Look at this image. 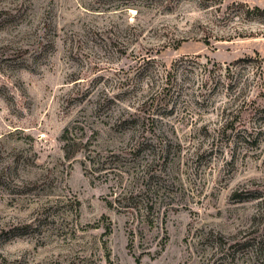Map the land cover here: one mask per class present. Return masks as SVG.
I'll use <instances>...</instances> for the list:
<instances>
[{"label": "rangeland", "instance_id": "obj_1", "mask_svg": "<svg viewBox=\"0 0 264 264\" xmlns=\"http://www.w3.org/2000/svg\"><path fill=\"white\" fill-rule=\"evenodd\" d=\"M1 9L0 264L264 262V244L257 262L249 246L264 239V0H0ZM186 57L230 70L214 72L223 83L209 104L196 103L209 93L196 64L193 76L177 74L175 111L155 126L171 144L164 172L148 179L144 152L116 158V187L113 175L86 173L80 155L64 158L61 136L75 121L102 130L101 147L122 141L111 126L120 106L107 97L138 96L135 112L147 80L120 94L143 67L163 77Z\"/></svg>", "mask_w": 264, "mask_h": 264}, {"label": "trees", "instance_id": "obj_2", "mask_svg": "<svg viewBox=\"0 0 264 264\" xmlns=\"http://www.w3.org/2000/svg\"><path fill=\"white\" fill-rule=\"evenodd\" d=\"M3 9L0 10V13L4 11ZM196 59L197 57H186L176 60L169 70L164 69L163 77L158 75V71H150L147 66H144V70L140 71L137 75V78L140 79L135 80L134 83L132 82V84H135L132 86V89L130 91H123L120 94L125 96L131 93V91H136V87L144 82L143 79L145 78L147 80L145 83L146 90L140 94L139 97L141 98V102L140 105H137L138 108L135 109V112H132V109L137 102L132 99L137 97L138 100V96L133 97L129 101H122L121 98L112 96L107 97L106 100L107 103L115 102V104L120 106V111H118L117 114L115 113L117 116H115L114 123L111 126H114L113 133L120 136L122 141L117 142V144H112L110 142L111 144L109 146L101 147L99 146V138H101L104 132L97 127L90 128L80 121H75L71 126L63 130L61 136V149L64 158L66 160H71L77 155H80L83 160L82 167L86 173L93 177L94 180L105 178V181L110 179L108 178L109 176L113 175L116 187L118 185H123L122 182L125 180L123 178V171L117 166H113L114 164L111 160L116 158L121 159L125 164L127 161L134 162L136 157L144 152L147 153L148 156H151L152 160L150 162H145L146 164L142 166V173L146 174L148 179H151L153 176L152 173H155L154 171L159 172L160 170H163L164 172L170 162L169 153L171 144L166 140V133L158 131L155 126L157 125V122L163 120V116L168 115L169 117L173 115V112L175 111L174 102L175 99L179 97V91L174 89L172 82H177V74L181 70L184 80L191 75L193 76L195 68H193L192 65L196 64L205 78L204 81L200 82L198 87L200 89L209 87L208 95L201 96V98L196 100V103L209 104L208 102L210 100L208 98L211 99L215 88L220 83H223L219 78H214V72L230 70L229 64L222 65L210 61L200 63L197 62L198 60L196 61ZM143 61L146 62V64H154V59L152 58L143 57ZM121 85L124 88L128 86L125 82H122ZM227 86L231 88L233 85L230 82ZM178 90H181L180 86L178 87ZM261 112H264V108ZM188 123L190 122L186 120L180 125L186 126ZM166 124L173 131L175 130L172 122L167 121ZM196 125L197 128H199L198 131L200 130L202 133H207V128L204 123ZM227 125L233 126L234 122H225V127L223 128L227 129ZM201 146V143L196 144V147L194 148L195 153H199ZM177 147L180 149V144L177 145ZM115 193L116 192H114V194ZM116 197L117 196H115V199ZM249 242L251 243L249 246L254 248V250L251 251V258L257 262L256 258L260 256L259 252L261 246L264 244V239L262 236L258 238H250ZM243 244L244 243L240 242L236 243V245L240 246ZM262 264H264V262H262Z\"/></svg>", "mask_w": 264, "mask_h": 264}]
</instances>
